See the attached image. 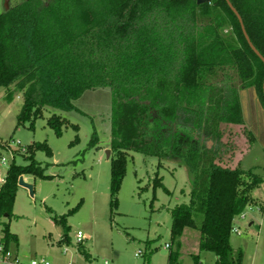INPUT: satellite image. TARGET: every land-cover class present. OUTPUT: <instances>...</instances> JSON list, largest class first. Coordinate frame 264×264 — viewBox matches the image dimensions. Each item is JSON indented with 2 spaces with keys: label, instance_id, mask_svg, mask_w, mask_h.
Returning a JSON list of instances; mask_svg holds the SVG:
<instances>
[{
  "label": "trees",
  "instance_id": "16d2710c",
  "mask_svg": "<svg viewBox=\"0 0 264 264\" xmlns=\"http://www.w3.org/2000/svg\"><path fill=\"white\" fill-rule=\"evenodd\" d=\"M229 1L264 58V0ZM197 12L214 17L216 27H229L239 45L232 37L222 41L209 23L200 34ZM263 80L264 65L225 0H20L0 14V88L7 103L21 94L17 125L29 122L32 129L44 107L77 111L73 102L84 92L113 87L110 206L116 205L127 152L178 157L192 181L188 202L170 210V239L178 245L185 229H196L198 249L214 254L213 264L242 263V252L230 245L233 221L253 203L250 192L262 179L217 164L216 150L205 141L219 146L221 124H242V90L253 88L264 111ZM155 81L166 89L155 91ZM125 86L134 91H120ZM46 124L60 136L65 122L53 116ZM34 150L51 156L37 144L28 149V164L9 166L0 219L12 216L20 176L46 178ZM159 185L154 178L153 190ZM54 220L63 227L61 241L73 246L65 217ZM2 232L6 245L17 243L8 224ZM176 259L170 254L169 264Z\"/></svg>",
  "mask_w": 264,
  "mask_h": 264
},
{
  "label": "rangeland",
  "instance_id": "374dc122",
  "mask_svg": "<svg viewBox=\"0 0 264 264\" xmlns=\"http://www.w3.org/2000/svg\"><path fill=\"white\" fill-rule=\"evenodd\" d=\"M19 1L0 0V14ZM215 22L214 17L196 14L200 34L209 23L222 41L232 37L231 44L239 45L229 27H216ZM221 76L220 71L212 82ZM155 83V91L166 89ZM125 87L120 91H134ZM112 91L115 89L110 86L84 92L73 102L77 111L44 107L30 129L29 122H16L21 94L16 93L7 103L6 91L0 88V187L11 164H28L29 148L44 144L51 153L48 157L44 151L34 150L33 159L46 178L22 175L24 182L33 187V197L17 185L12 216L0 219V229L8 224L17 237L13 252L24 262L43 259L49 264H81L83 260L78 252L74 253V247L61 241L64 230L54 219L64 216L73 245L77 231L89 237L80 245L92 256L93 264H169L170 254L177 255L172 264H195L196 260L198 264H213L215 255L198 249L196 229H185L178 245L170 239V210L188 202L192 181L178 157L160 159L127 152L116 205L110 206V162L116 156L110 149ZM240 104L242 124H221L220 145L205 143L216 150L215 162L220 166L250 170L262 179L260 186L250 192L253 203L242 218L240 215L233 221L239 235L231 234L230 245L235 253L242 252L241 264H264V111L253 88L240 92ZM53 116L65 122L60 136L46 124ZM93 134L97 143L90 145ZM1 142H8L12 154L1 147ZM23 148L27 152L19 154ZM2 158L6 159L5 165ZM154 178H160L161 185L153 190ZM166 244L170 247L165 248ZM138 251L141 256L135 257Z\"/></svg>",
  "mask_w": 264,
  "mask_h": 264
},
{
  "label": "built area",
  "instance_id": "2783aa9c",
  "mask_svg": "<svg viewBox=\"0 0 264 264\" xmlns=\"http://www.w3.org/2000/svg\"><path fill=\"white\" fill-rule=\"evenodd\" d=\"M17 146H20V143L17 141L16 142ZM1 147H4L6 149V151L8 152H12V150H10L9 144L8 142H1ZM19 154H25L27 152L26 148L23 149H19ZM12 154V153H11ZM14 155H11V158L13 159ZM1 163L3 165H5L6 163V159L2 158L1 159ZM4 181V180H2ZM243 214V213H242ZM242 214L240 216V218H242ZM231 233H234L236 235H239V231L237 229H232ZM75 238H76V242L75 244H82L83 241L85 239H87L86 235L83 234L81 231H77L75 234ZM12 245H6L4 240H3V232H2V228L0 229V264H49L48 262L44 261L43 259H32L31 261L28 262H24L22 260H20L17 256V254H15L13 252L12 249ZM170 245L166 244L165 248H169ZM64 253H66V250L64 251ZM141 256V252L138 251L137 253H135V257ZM104 264H107V262H104Z\"/></svg>",
  "mask_w": 264,
  "mask_h": 264
},
{
  "label": "water",
  "instance_id": "95a60500",
  "mask_svg": "<svg viewBox=\"0 0 264 264\" xmlns=\"http://www.w3.org/2000/svg\"><path fill=\"white\" fill-rule=\"evenodd\" d=\"M210 0H196V3L197 5H202L204 3H209ZM228 8L231 10V12L234 14V16L236 17L238 23H239V26H240V29H241V32L244 36V39L246 41V43L248 44L249 48L251 49V51L260 59V61L263 63L264 65V58L260 55V53L254 48V46L252 45L251 41L249 40V37L245 31V28H244V25H243V21L240 17V15L238 14V12L235 10V8L231 5L230 1L229 0H225ZM262 89H263V94H264V80H263V85H262ZM243 93V92H242ZM107 154L109 155L110 154V151H107ZM17 185L26 189L28 192H29V195L30 197H33V187L27 183L24 182V179L22 176H20L18 178V182H17Z\"/></svg>",
  "mask_w": 264,
  "mask_h": 264
},
{
  "label": "crops",
  "instance_id": "0c3cea01",
  "mask_svg": "<svg viewBox=\"0 0 264 264\" xmlns=\"http://www.w3.org/2000/svg\"><path fill=\"white\" fill-rule=\"evenodd\" d=\"M259 208H261L262 206H261V204H259V206H258ZM249 225H252V222L249 224ZM11 233V232H10ZM16 236V235H15ZM86 237L87 238H89L87 235H86ZM17 238V237H16ZM73 247H74V249H75V251H74V253H76V252H78V255L81 257V259L83 260V262H84V264H93V258H92V256L89 254V253H85V250L82 248V245H80V244H78V245H76L75 243H74V245H73ZM80 247V248H79ZM71 253V252H70ZM63 254L65 255L66 253H64L63 252ZM72 254V253H71ZM87 256V257H86ZM72 260H74L75 261V257H73V259ZM216 260V259H215ZM78 262L80 263V260L78 259ZM82 261H81V264L83 263ZM106 262V261H105ZM68 264H73L72 262H70V263H68Z\"/></svg>",
  "mask_w": 264,
  "mask_h": 264
}]
</instances>
